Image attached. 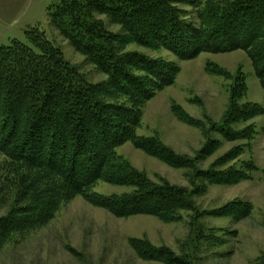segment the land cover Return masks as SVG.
<instances>
[{"label":"trees","instance_id":"trees-1","mask_svg":"<svg viewBox=\"0 0 264 264\" xmlns=\"http://www.w3.org/2000/svg\"><path fill=\"white\" fill-rule=\"evenodd\" d=\"M180 5L195 10V22L186 19ZM48 16L60 36L106 79L89 82L36 30L25 33L29 46L12 41L0 47V253L47 226L76 197L119 219L144 215L175 224L190 214V241L223 244L214 229L197 225L198 219L239 221L250 216L252 205L238 201L207 213L198 210L195 199L206 186L250 181L257 168L251 161L236 164L244 146L233 147L205 170L197 163L220 148L213 133L225 142H251L257 134L252 121L264 109L242 103L248 89L240 71L231 75L207 64L206 74L231 81L227 110L214 123L194 119L170 102L172 116L199 128L204 139L195 158L177 154L158 135L142 137L137 129L147 103L174 84L180 68L126 48L166 50L180 61L243 51L264 93V0H58L48 7ZM97 17L120 32H110ZM126 143L168 167L187 170L189 187L150 180L118 155ZM98 182L132 191L108 197L92 193ZM128 246L146 262L196 264L195 251L177 255L147 239H129Z\"/></svg>","mask_w":264,"mask_h":264},{"label":"rangeland","instance_id":"rangeland-1","mask_svg":"<svg viewBox=\"0 0 264 264\" xmlns=\"http://www.w3.org/2000/svg\"><path fill=\"white\" fill-rule=\"evenodd\" d=\"M56 2L58 0H0V47L9 46L12 41L29 46L25 33L36 30L58 48L64 60L77 67L89 82H102L106 76L97 73L50 23L48 7ZM179 8L188 21L195 22L192 7L180 5ZM97 18L110 32H120L119 27L108 19ZM126 51L162 58L180 68L174 84L147 103L141 126L137 129V135L142 137L158 135L177 154L195 158L204 139L199 128L187 126L172 116L170 102H175L194 119L209 118L214 123L220 122L227 110V89L231 81L206 74L207 64L217 65L231 75L240 71L248 89L242 103L258 104L264 109V93L254 75L251 61L243 51L201 53L189 61H180L166 50L150 51L131 45ZM252 123L257 134L251 142H225L218 133H213L211 138L221 142L220 148L211 157L197 163L198 169L205 170L233 147L244 146L236 164L251 161L257 168L252 180L231 187L206 186L205 193L195 199L198 210L207 213L238 201L252 205L250 216L239 221L208 215L198 219L197 225L214 229L215 238L223 244L198 245L195 238H191V242L190 214H184V220L175 224H165L144 215L119 219L76 197L61 207L47 226L3 250L0 264H159L137 258L128 246L129 239H147L152 245L168 247L177 255L184 252L191 256L195 251L196 264H264V114ZM250 124L236 128L242 129ZM117 153L154 182L165 179L172 185L189 187L187 170L168 167L129 143L118 148ZM131 191L129 187L103 182L96 183L92 188V193L107 197ZM3 212L0 210V215Z\"/></svg>","mask_w":264,"mask_h":264}]
</instances>
